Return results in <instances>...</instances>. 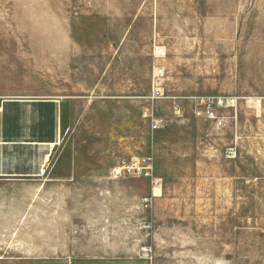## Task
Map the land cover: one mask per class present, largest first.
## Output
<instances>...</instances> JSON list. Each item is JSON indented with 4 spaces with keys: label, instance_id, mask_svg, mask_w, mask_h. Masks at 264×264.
Here are the masks:
<instances>
[{
    "label": "rangeland",
    "instance_id": "1",
    "mask_svg": "<svg viewBox=\"0 0 264 264\" xmlns=\"http://www.w3.org/2000/svg\"><path fill=\"white\" fill-rule=\"evenodd\" d=\"M15 96L65 123L0 258L264 264V0H0Z\"/></svg>",
    "mask_w": 264,
    "mask_h": 264
},
{
    "label": "crops",
    "instance_id": "2",
    "mask_svg": "<svg viewBox=\"0 0 264 264\" xmlns=\"http://www.w3.org/2000/svg\"><path fill=\"white\" fill-rule=\"evenodd\" d=\"M59 108L52 98H0V234L17 232L18 219L29 215L33 187H44L46 161L65 123ZM0 264L27 259L1 257Z\"/></svg>",
    "mask_w": 264,
    "mask_h": 264
},
{
    "label": "built area",
    "instance_id": "3",
    "mask_svg": "<svg viewBox=\"0 0 264 264\" xmlns=\"http://www.w3.org/2000/svg\"><path fill=\"white\" fill-rule=\"evenodd\" d=\"M163 55V51L160 48H155L153 50L154 57H160ZM163 75V68L159 65H155L152 71L153 85L151 88V97L158 98L162 95L161 88L157 84V81ZM211 115L213 116V112L211 111ZM143 116L149 117V114L145 111ZM150 118V117H149ZM151 124L156 126L158 121L154 118H151ZM123 171H132L136 173H142L145 176H149V165L146 161L143 160H132L128 165L123 164L118 167L113 168L114 176H119ZM155 180V179H152ZM156 184V182L154 181Z\"/></svg>",
    "mask_w": 264,
    "mask_h": 264
}]
</instances>
